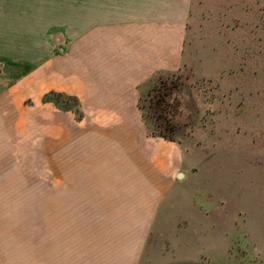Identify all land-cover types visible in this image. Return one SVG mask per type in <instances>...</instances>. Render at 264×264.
Here are the masks:
<instances>
[{
    "label": "rangeland",
    "instance_id": "1",
    "mask_svg": "<svg viewBox=\"0 0 264 264\" xmlns=\"http://www.w3.org/2000/svg\"><path fill=\"white\" fill-rule=\"evenodd\" d=\"M75 4L68 12L62 2L7 1L5 13L18 26L63 21L54 27L68 37L55 46L61 52L77 32ZM13 86L7 81L0 93V264H125L104 253L123 252L134 236L155 247L141 264H264V0H192L182 67L142 89L151 160L154 137L178 181L159 202L151 232L119 219L110 200L117 195L94 190L102 179L64 176L60 126L70 123L75 135L77 100L50 90L35 101L28 82ZM169 91L167 123L155 101ZM57 110L71 119L49 123Z\"/></svg>",
    "mask_w": 264,
    "mask_h": 264
},
{
    "label": "crops",
    "instance_id": "2",
    "mask_svg": "<svg viewBox=\"0 0 264 264\" xmlns=\"http://www.w3.org/2000/svg\"><path fill=\"white\" fill-rule=\"evenodd\" d=\"M7 1L62 2L68 12L70 3H76L75 37L56 52L58 41L67 43L64 31H54L63 21L51 16L30 21L33 26H18V20L7 22ZM191 4L192 0H0V93L7 81L14 89L24 81L35 101L50 90L76 96L81 115L72 122L75 135L70 137V123L62 121L60 126L64 176L72 170L77 172L73 176L84 171L87 177L102 179L104 185H94V190L103 187L102 193L117 195L110 200L121 210L119 219L127 226H149V232L159 202L178 181L154 137L156 154L151 160V139L141 132L139 100L147 82L182 67ZM46 9L54 11L52 4ZM55 115L71 119L69 111L57 110L49 123ZM86 120L93 124L86 125ZM177 160L172 157L173 168ZM149 243L148 238L134 236L124 253L110 248L104 255L141 264L155 248Z\"/></svg>",
    "mask_w": 264,
    "mask_h": 264
},
{
    "label": "trees",
    "instance_id": "3",
    "mask_svg": "<svg viewBox=\"0 0 264 264\" xmlns=\"http://www.w3.org/2000/svg\"><path fill=\"white\" fill-rule=\"evenodd\" d=\"M171 93H172L171 91H169V92H167V93H164V96L161 95V94H159L157 100L155 101V104H156L158 107L161 106L162 104L165 105V108H164V111H165V112H163V111H161V112L158 111L157 116H158V118H161V119L166 120L167 123H168V121H171L170 117L167 115V114L169 113V112H167V111H168V107L171 106V104L169 103V99H168L167 97H168ZM60 94H61V93H60ZM68 96H69V97H72V98H75V99L77 100V103H79V100H78V98H77L76 96H71V95H68ZM156 135H159V136H162V137L169 138V139L173 140L172 136L169 135V134H167V133L164 132V131H160V132L156 133Z\"/></svg>",
    "mask_w": 264,
    "mask_h": 264
}]
</instances>
